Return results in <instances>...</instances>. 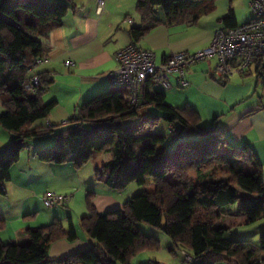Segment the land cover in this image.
Returning a JSON list of instances; mask_svg holds the SVG:
<instances>
[{
	"label": "trees",
	"instance_id": "trees-1",
	"mask_svg": "<svg viewBox=\"0 0 264 264\" xmlns=\"http://www.w3.org/2000/svg\"><path fill=\"white\" fill-rule=\"evenodd\" d=\"M73 1L0 0V94L4 107L0 125L13 135L0 151V195L6 194L10 168L18 161L25 142L51 135L54 143L35 151L38 160L63 163L69 152L78 169L95 152H111V158L102 164V173L96 169V179L118 191L133 182L143 190L120 209L105 212L96 210L93 193H87L88 214L80 219L81 228L99 246L49 259L50 243L76 239L69 216L66 228L59 220L27 228L26 244L0 239V264H131L137 253L160 248L159 240L144 234L139 223L160 228L179 252L184 249L192 255V264H264V233L259 244L226 236L233 226L264 218V164L247 143L235 145L215 123L203 126L193 107L168 105L163 92L150 93V81L142 85L143 92L140 88L136 107L129 101L128 89H109L81 104L78 114L67 121L69 126L59 132L54 131L53 124L33 126L35 121L47 118L55 104L42 99L54 80L49 72H35L40 80L37 93L28 95L24 91L23 83L31 76L29 68L38 57L45 56L35 35L59 28ZM201 1L136 0L144 24L129 30L131 39L136 41L160 21L155 16L157 8L172 21ZM212 9L211 4L207 5L203 13ZM221 21L224 28L237 25L232 10ZM254 69L262 81L260 68ZM132 118H137V123L123 124ZM161 119L169 124L170 138L151 131ZM85 124L90 129L81 131V127H87ZM175 137L181 142L168 148L167 140ZM238 188L245 193V200L234 212L229 206L236 203ZM229 215L237 217V222L225 224L222 218ZM3 223L0 215V225Z\"/></svg>",
	"mask_w": 264,
	"mask_h": 264
},
{
	"label": "crops",
	"instance_id": "crops-1",
	"mask_svg": "<svg viewBox=\"0 0 264 264\" xmlns=\"http://www.w3.org/2000/svg\"><path fill=\"white\" fill-rule=\"evenodd\" d=\"M210 4L213 9L203 13L205 7ZM218 4L219 0H202L196 7V12L192 13L194 9H191L172 21L166 20L164 13L157 8L155 16L160 21L149 28L144 36L133 41L129 30L144 24L143 18L136 10V0H105L100 9L95 0H74L59 28H53L45 35H35L45 49L46 61L35 67L34 72L46 71L53 76L54 80L44 92L42 99L45 103L54 101L55 104L48 117L35 121L33 126L43 127L47 122H51L55 125L54 131L59 132L65 126H69L67 121L78 114L80 105L95 94L114 87H119L122 92L125 91L127 87L114 85L107 77V74L117 67L114 54L118 49L133 44L138 48L152 50L156 55V61L160 62L173 52L195 51L206 47L214 32L225 27L221 18L227 15V11L225 10L221 15L217 13ZM231 10L235 15L232 7ZM210 16L214 24H207ZM252 17L253 14L248 20ZM126 18H131L132 23L125 22ZM235 19L237 25L248 21L239 23L236 16ZM66 61L73 63L65 65ZM214 64L215 59L212 58L189 66L185 73L188 83L186 87L178 86L176 77L170 76L171 88H163L169 91L165 96L169 99L180 98L176 107L185 105L193 107L198 111L203 126L207 127L209 123L212 126L215 123L217 129L235 145L247 143L264 164V102L258 96L244 107L239 103L244 99L243 95H248L251 89L254 94L256 93L259 78L255 69L252 68L244 74L231 75L223 82H219L213 77ZM251 76H254V81L247 80L252 78ZM232 82L241 83L239 100L236 97L232 100H221L224 107H218L206 99V97H215L219 100L223 88H227L226 85ZM244 84L247 85L246 88ZM180 88L184 90L178 91ZM192 94L194 100L190 98ZM3 111L0 94V113ZM203 111L209 113V116L205 118ZM85 126L88 127L89 124ZM12 138V133L0 125V151L12 141ZM51 138H46L45 141L38 138L27 140L18 161L10 168V180L5 183L6 194L0 195L2 196L0 215L4 221L0 225V239L4 242L26 244L27 228L47 225L55 220L64 223L65 218L71 217L70 213L66 212V208L62 209L60 205L45 206L42 203V196L49 189L58 192L69 190L79 192L80 189L75 190V187L83 182L81 173L85 165L78 169L73 167L70 154L63 163L59 164L38 160L35 151L51 143L53 141V139L50 141ZM109 153L111 152H107ZM109 157H105L106 160L99 163H104ZM98 165H93L95 170L98 169ZM63 166H67L66 169H63ZM63 179L67 183L59 182ZM95 185L98 187L94 188ZM95 185L93 188L85 189L84 192L95 193L93 204L98 212L122 207L123 200L120 194L124 190H115L109 184L97 179ZM72 196L74 195L71 194ZM10 198H13L14 204L9 203ZM67 202L61 206L67 205ZM41 205L49 209L40 212ZM83 209L84 211L81 210L79 214L81 218L88 213L84 203ZM235 218L237 222L238 218ZM72 223L76 229V239L73 241L61 239L50 243L47 252L49 259L68 255L87 246L98 245L97 241L89 237L77 222L72 220ZM64 227L66 228L67 225L64 224ZM173 249L174 251L171 248L169 257L174 264H178L179 250L176 246ZM145 253L131 264L160 263L156 256Z\"/></svg>",
	"mask_w": 264,
	"mask_h": 264
},
{
	"label": "built area",
	"instance_id": "built-area-1",
	"mask_svg": "<svg viewBox=\"0 0 264 264\" xmlns=\"http://www.w3.org/2000/svg\"><path fill=\"white\" fill-rule=\"evenodd\" d=\"M102 7L105 0H95ZM253 17L242 24L230 28L217 29L210 43L195 51L181 50L166 56L162 61H156L152 50L138 48L130 44L118 49L114 54L117 67L111 70L107 77L117 86L127 87L129 101L134 107L139 103V91L142 85L150 81L164 89H170V76L176 77L177 85L186 87L185 73L189 66L208 59H215L213 77L224 80L233 74H243L252 68L259 67L261 79L264 81V0H250ZM132 23L131 18L124 20ZM46 57H38L33 66L29 68L31 76L24 82V91L29 94L37 93L40 89V80L37 73L32 70L44 63ZM66 61L65 65H71ZM48 126L52 125L47 122ZM69 195L58 194L48 190L42 196L43 204L47 207H57L67 202ZM178 264H192V255L181 249Z\"/></svg>",
	"mask_w": 264,
	"mask_h": 264
},
{
	"label": "rangeland",
	"instance_id": "rangeland-1",
	"mask_svg": "<svg viewBox=\"0 0 264 264\" xmlns=\"http://www.w3.org/2000/svg\"><path fill=\"white\" fill-rule=\"evenodd\" d=\"M231 7L234 9L235 12V16L237 18V21L239 23H242L246 20H248L251 16H252V10H251V6H250V0H219V4L217 5V13H219L220 15L223 14L225 12V10L227 11V14L229 13V11L231 10ZM159 11H161V13H163V10L161 8H159ZM197 8H194V10L192 11V13L196 12ZM226 16V14L224 15ZM223 16V17H224ZM212 16H210L207 20V24H214V20L213 18L211 19ZM222 17V18H223ZM233 75H239L238 73L233 74ZM252 78H249L247 80L249 81H254V76H251ZM258 86L256 88V93L254 94L252 89L251 91L248 93V95L244 96V99H241L242 102H239L242 107L246 106L247 103H249L252 99H257L258 96L261 97L262 102H264V82H262L261 80H258ZM222 84V83H219ZM241 84V83H240ZM239 83H235L232 82L229 84H227V88H223L222 93L219 95V100H217L215 97H210L207 98L213 105H217L218 107H224L223 105V101L221 100H232L236 97V99H238L240 96L239 92H240V88L241 85ZM244 87L246 88L247 85L244 84ZM249 87V86H248ZM114 90H120L119 87H114ZM184 89L180 88L178 89V91H182ZM163 92L165 95H168L167 90H164L161 86L159 85H152L149 88V92L153 93V92ZM141 92H143V87H141ZM241 93V92H240ZM192 100H194V95L192 94ZM239 100V99H238ZM166 103L168 105H174L177 106V104H179L180 102V98H166ZM140 103V101H139ZM154 114H158L159 112H153ZM203 116L206 118L207 116H209V113H207L206 111H203ZM138 119L137 118H132L129 119L128 121H124L123 124L125 125H134V123H137ZM76 122H72L71 124H74ZM203 125V124H202ZM210 126V123L207 127ZM91 126L88 127H81L80 130L83 131L85 129H90ZM152 132H156L159 134L164 135L165 137H169L171 135L170 129H169V124L166 123L164 120H159L158 123L156 125L153 126V128L151 129ZM49 137H53L52 135ZM48 137V139H49ZM46 138H43V141H45ZM53 138L50 139V141H52ZM181 142V138L180 137H175L171 140H167V146L168 148H173L175 146H177L179 143ZM54 143V141H52L51 143H49L48 145L41 147V148H47L49 146H51ZM141 147V145L139 146ZM140 149V148H139ZM67 155H69V152H67ZM108 156L109 159L111 158V153L107 154V152L101 151V152H95L93 158H91L86 164L85 166L82 168V173H81V177L83 179V182L78 183L79 185H77L75 187V190L80 189L79 192L74 191V190H69V191H64V192H58L55 191L53 189H49V190H53L58 194H64V195H69L71 197V194H73L74 196H72L69 200H68V204L64 205V206H59L62 209H65L66 212L70 213L72 220H74L75 222H77L79 224V227L81 228V220H80V216L79 214H81V210L84 211L83 209V203L86 206V196H87V192H84V190L87 188H93V186L96 184V178H95V167L93 165H98V170L100 171V173H102V164L103 163H99L102 162L105 157L107 158ZM108 159V160H109ZM105 162V161H104ZM64 165V164H63ZM73 165V164H72ZM63 169H66L65 167L67 166H63ZM74 167V166H73ZM67 171V170H66ZM65 171V172H66ZM64 172V173H65ZM60 183H67L65 181V179H63L62 181H59ZM105 183V182H104ZM98 187L97 185L94 186V188ZM104 188V186H102ZM124 190V191H123ZM121 195V199L123 200L122 206L124 204V202L128 199H130L132 196H134L135 194H138L139 192H141L143 190V187L141 185H138L136 183H130L125 189H123ZM48 191V190H47ZM82 191V192H81ZM66 192V193H65ZM92 192V191H91ZM93 193V192H92ZM95 195V193H93V196ZM0 198H2V196H0ZM94 198V197H93ZM93 198H92V203H93ZM245 200V193L238 188L237 191V201L235 204L230 205L229 207L232 209V211L234 212H238L240 210L241 204H243ZM13 198H10V202L9 203H13ZM70 201V202H69ZM75 201V202H74ZM43 203V202H42ZM71 203V204H70ZM14 204V203H13ZM41 211H46L49 208H46L44 206H40ZM86 210V209H85ZM88 211V210H87ZM86 211V212H87ZM104 212V211H103ZM88 213H86L87 215ZM66 219V218H65ZM222 221L225 224H232V223H236V218L233 216H224L222 218ZM66 220L64 221V224H66ZM43 226V225H42ZM139 227L141 229V231L146 234L147 236H152L154 238H158L159 239V243H160V248L157 250H147V251H142L137 253L136 255H134L132 257L131 263L137 259H139V257L141 255H144L143 253L148 252V254H151L152 256H156L158 259V261L160 262L159 264H174L173 261L171 260V258L169 257L170 255V250L171 248H174V245L171 241V239L165 235V233L160 229V228H155L152 227L146 223H139ZM82 229V228H81ZM261 230V231H259ZM264 233V218H261L259 220H257L256 222L249 224V225H236L233 226L229 229V231L226 233V236L231 239V240H235V241H246V242H250L253 244H259L260 243V235ZM165 238V240H164ZM170 247V248H169ZM146 254V253H145ZM147 255V254H146ZM169 257V259H168ZM136 258V259H135ZM134 259V260H133ZM179 260H180V255H179ZM212 264H230L226 261H219V262H213Z\"/></svg>",
	"mask_w": 264,
	"mask_h": 264
}]
</instances>
